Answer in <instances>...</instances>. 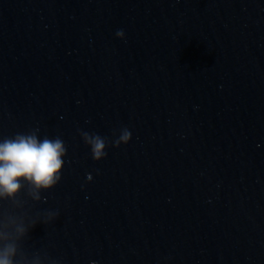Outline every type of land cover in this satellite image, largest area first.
<instances>
[{"label": "water", "instance_id": "1", "mask_svg": "<svg viewBox=\"0 0 264 264\" xmlns=\"http://www.w3.org/2000/svg\"><path fill=\"white\" fill-rule=\"evenodd\" d=\"M34 129L67 151L29 256L264 264V0H0V140Z\"/></svg>", "mask_w": 264, "mask_h": 264}, {"label": "clouds", "instance_id": "2", "mask_svg": "<svg viewBox=\"0 0 264 264\" xmlns=\"http://www.w3.org/2000/svg\"><path fill=\"white\" fill-rule=\"evenodd\" d=\"M123 38V30L116 32ZM34 129L17 133L0 140V264H43L36 254L29 256L22 248V241L37 223L47 225L58 213L46 210L43 215L29 217L28 202L46 200L41 193L54 188L61 180L66 146L59 137L38 138ZM85 144L90 147L93 160L106 157L110 145L120 147L131 140L128 128H122L119 136L109 141L98 134L81 131ZM87 179L91 181V174ZM50 264H57L51 260Z\"/></svg>", "mask_w": 264, "mask_h": 264}]
</instances>
